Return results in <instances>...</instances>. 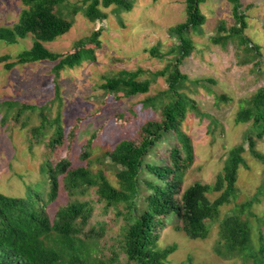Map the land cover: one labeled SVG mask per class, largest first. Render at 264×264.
<instances>
[{"label":"trees","instance_id":"1","mask_svg":"<svg viewBox=\"0 0 264 264\" xmlns=\"http://www.w3.org/2000/svg\"><path fill=\"white\" fill-rule=\"evenodd\" d=\"M208 1L186 0V21L169 30L178 44L172 51L176 57L167 74L150 73L151 78L141 80L146 74L142 69L122 71L108 78L102 86L107 96L123 94L131 98L148 94L157 78L167 76L169 88L143 102L145 109L157 111L160 108L161 120L143 124L139 141L123 140L112 151H104L100 156L103 168L97 170L90 163L74 168L67 159L57 163L45 160L41 169L47 176L48 186L41 194L29 191L27 198L22 199L0 193V264H167L178 246L160 248L159 233L171 216L176 230L191 240H207L212 225L217 223L220 255L239 258L243 264H264V218L252 210L260 201L258 195L262 194L264 184L257 196L236 204L233 212L221 218V208L238 198L237 183L240 169L246 164V152L264 164V155L257 150L258 140L264 139V88L242 105L237 124H252V129L246 146L241 144L230 150L216 184L196 183L184 189L187 173L195 162V149L192 140L183 132V124L189 112H200L186 93L189 84L198 85L199 82L183 74L181 67L195 50L191 34L202 33L207 22L201 6ZM227 1L233 6L236 24L228 30L226 24L221 23L211 41L225 47L236 42L239 49L246 52L242 63L247 64L251 57L260 55L259 47L246 35L249 24L242 1ZM136 2L82 0L80 4H73L68 0H22L19 22L13 28L2 29L0 41L16 45L19 40L31 37L33 45L18 54L14 62L10 56H3L0 63L7 71L45 61L56 63L53 68L55 91L56 98L61 99L58 80L66 68L65 62L46 44L69 33L80 13L91 23L103 22L109 17L106 10L132 12ZM100 38L101 31H96L76 43L78 63L96 61L95 49L86 46L100 48ZM5 104L10 105L9 110L19 108L16 122L25 112L36 111V107L19 103ZM38 110L42 122L32 130L33 136L39 140L52 130L48 148L54 151L65 144L62 115L59 113L50 119L45 115L46 108ZM174 137L178 146L172 147L166 160L158 159L157 147ZM92 143L89 141L85 157L89 158L93 152ZM108 173L116 177L118 187L111 183ZM61 184L69 203L51 220L47 207L58 199ZM215 192H222L221 196L211 201L208 195ZM97 209L104 216L113 214V221L119 225L110 256L99 254L100 239L107 231H113V227L97 221L96 227L87 230ZM254 221L256 226L252 225Z\"/></svg>","mask_w":264,"mask_h":264},{"label":"rangeland","instance_id":"2","mask_svg":"<svg viewBox=\"0 0 264 264\" xmlns=\"http://www.w3.org/2000/svg\"><path fill=\"white\" fill-rule=\"evenodd\" d=\"M241 1L248 16L246 35L259 47L260 54L251 57L249 63H242L247 54L236 42L225 47L211 41L221 23H225L228 30L236 24L233 6L227 0H209L202 5L207 22L202 33L191 34L195 50L181 70L191 80L199 82L198 85L189 84L186 93L200 113L189 112L183 124V132L192 140L195 149V162L187 173L184 189L196 183L214 186L230 150L245 145L252 129V124H237L236 119L242 105L264 88V0ZM22 11V0H0V31L13 28ZM106 11L108 19L97 23L89 22L80 13L69 33L46 44L65 62L66 68L58 80L61 99L56 98L55 91L53 68L56 63L45 61L17 66L12 71H7L0 63L1 194L26 199L29 191L43 193L48 186L47 176L41 169L45 160L57 163L67 159L74 168L90 163L95 170L101 169L100 156L104 151H112L123 140L139 141L143 124L161 120L162 110L145 109L143 102L169 88L167 76L157 78L148 94L131 98L123 94L107 96L102 86L108 78L122 71L142 69L146 74L141 80L151 78L150 73H168L176 57L172 51L178 44L169 30L186 21V0H137L132 12L117 13L113 8ZM96 31H101L102 46H86L95 49L96 61L78 63L76 43ZM32 45L31 37L19 40L16 45L0 41V58L10 56L14 62L18 54ZM6 102L36 107V111L25 112L16 122L19 108L9 110L10 105ZM39 108H46L45 115L50 119L59 113L62 115L65 144L54 151L48 148L52 130L39 140L33 136L32 130L42 122ZM262 111L264 114V107ZM91 140L93 152L88 158L84 153ZM175 146H178L176 137L162 143L157 147V158L166 160ZM257 150L264 155V139L258 140ZM245 160L237 183L238 198L221 208V218L233 212L236 204L257 196L264 184V164L249 152H246ZM107 175L118 187L116 177L112 173ZM221 193L215 192L208 197L214 201ZM258 199L259 203L252 210L264 218V190ZM68 203L69 197L61 184L58 199L47 207L50 219L54 220L57 211ZM113 218V214L104 216L97 209L87 228L96 227L97 221L113 227V231H107L100 239L99 254L102 256L113 255L119 228ZM173 223L171 216L159 233L160 248L178 246L167 264H243L239 258L228 259L218 253L220 229L217 223L212 225L210 236L204 241L191 240L177 231ZM252 225L256 226V221ZM121 259L125 262L123 255Z\"/></svg>","mask_w":264,"mask_h":264}]
</instances>
